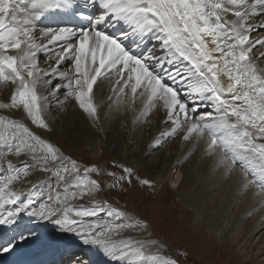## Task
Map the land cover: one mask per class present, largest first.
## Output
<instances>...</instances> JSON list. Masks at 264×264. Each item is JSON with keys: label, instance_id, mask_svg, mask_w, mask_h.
<instances>
[{"label": "snow or ice", "instance_id": "obj_1", "mask_svg": "<svg viewBox=\"0 0 264 264\" xmlns=\"http://www.w3.org/2000/svg\"><path fill=\"white\" fill-rule=\"evenodd\" d=\"M261 65L264 0H0V255L29 241L53 256L78 241L105 264L186 255H166L147 220L104 198L157 181L122 161L81 163L47 138L69 104L98 133L105 104L106 118L131 112L133 126L162 113L150 150L178 139V163L199 150L264 208ZM68 264L89 260L73 253Z\"/></svg>", "mask_w": 264, "mask_h": 264}, {"label": "bare ground", "instance_id": "obj_2", "mask_svg": "<svg viewBox=\"0 0 264 264\" xmlns=\"http://www.w3.org/2000/svg\"><path fill=\"white\" fill-rule=\"evenodd\" d=\"M261 66L263 67L264 65ZM109 87L110 86L107 82L101 86L100 90L97 92V102L106 98L109 94ZM94 91H96L95 88ZM137 108L139 109V105H137ZM65 111L66 113L64 115L62 113L59 115V119L55 123L54 132L48 135L45 134L51 141H57L65 151H78L80 153L87 145L92 148L91 150L96 151L99 149L100 145L104 143L107 146L108 151L110 152L111 150L115 156L119 157L116 158L124 161V163L138 158L139 161L137 162V165H143L147 171H150V173L152 170H155L154 168H157V161L155 162L154 158H152V151L155 152V150L149 149V144L153 139L150 142L147 141L148 143L145 144L146 148L144 145L140 144L141 147L138 153L135 152L134 154H130V151H128L131 149V146L135 145L133 143H137V145H139L138 142L141 138H143L141 134H145L146 132L145 128H143V124L140 123L135 126L132 125L131 120L133 118V113L126 112L123 114H113L110 118H106L104 113L107 111V105L105 104V106L101 109V121L104 131L103 133H98L95 129L90 127L88 120L85 118L80 109L72 104H69ZM152 118V125H154V127L150 133L151 137L152 135H158L160 132L159 129L161 128L159 127H161L160 125L162 124V113H156L154 111ZM122 126L124 127L122 128ZM125 130L127 131L125 132ZM147 135L145 136L148 137L149 135ZM82 140H84V147L81 144ZM176 143L171 145L172 152L174 151L177 156L174 159L176 161L175 168L171 167L168 171L166 168L163 172L166 176L163 175L162 179L164 178L165 180L168 178L171 184L175 182V188H177L176 190H178L183 199L189 195L187 203L189 205L188 207H192L193 212H200L203 216H205L203 219L208 222H206L207 224H209V229L211 231L210 234L215 232V235L213 236H216V232L220 233L218 234L219 242L223 241L226 243L228 241L227 243H229L231 247L234 246L238 249L237 252L239 253V256H243L246 262L250 261V264H264V260L261 263H256L250 258L249 252L248 254H245L244 251H242L244 246L248 245V248L253 247L249 242H251L253 236H257L262 232L259 234V242L252 248L251 251H254L255 247L258 246L254 255L259 254L260 251L264 254V208H259L258 202L252 197L251 192H249L246 196H240L237 194L236 177H233L231 181L221 182L218 175H214L211 172L210 161L201 158L199 150L188 159V164L179 165L180 163H178V160L182 159L186 148L180 145L179 148H176ZM124 148H126L127 151H120ZM149 152H151L150 155ZM92 155L96 156L95 154ZM163 156L164 155H162L161 158H163ZM174 173H176L175 178H173ZM36 178L43 179L44 174L37 173L33 179ZM200 191L203 193L201 194ZM235 205H237V208L233 211V214H228L227 212L229 208L234 207ZM200 213H198V215ZM249 213L255 215V218L251 219V221L250 219H245L248 215L250 216ZM227 216L230 217L226 218L224 222H226V224L228 223L227 226L229 228L225 229L226 224L224 226V222L222 220ZM198 219H201V217L198 216ZM28 244H30V241ZM95 253L98 255V260L102 264H105L104 259L96 251Z\"/></svg>", "mask_w": 264, "mask_h": 264}, {"label": "rangeland", "instance_id": "obj_3", "mask_svg": "<svg viewBox=\"0 0 264 264\" xmlns=\"http://www.w3.org/2000/svg\"><path fill=\"white\" fill-rule=\"evenodd\" d=\"M65 113L66 111H64L62 114L64 115ZM152 122H153V118L151 115L146 123L143 122L141 123L144 125L143 128H145L146 132L145 134H141L143 138H141L140 141L138 142L139 145H137V143H133L135 145L131 146V149L128 150L130 151V154H134L135 152L138 153L141 145H144L145 147L146 146L145 144L150 142L156 136V135H152V137L150 136V133L153 130L152 128L154 127V125H152ZM160 126H161L159 127L161 128L159 129L160 131L164 130V128L166 127L163 123ZM123 127L124 126H122V128ZM126 131L127 130H125V132ZM45 134L48 135V133ZM145 135H147L148 137H146ZM53 142L59 145L57 141H53ZM176 142L178 143L179 140L178 139H176V141L171 140L167 142L163 148L157 149L155 150V152L152 151L153 154L152 158H154L155 162L157 161L156 162L157 168H154L155 170H152L151 173L150 171H147V169H145L143 165L142 166L137 165V162L139 161L138 158L126 162L127 164L136 165L139 174L142 177L151 178L157 181V186L155 190L141 188L139 185L135 184L134 182L127 192L124 193L109 192L107 193V195H105L104 198L109 200L110 203L114 204L117 207L126 206L128 211L135 212L138 216L147 220L151 225V229L153 230L154 236L159 240L163 241L165 244H167L170 247L171 250L166 251L165 253L166 255H175L178 251H182L186 253V255L179 257L180 264H250L249 263L250 261L246 262L243 256H239V253L237 252L238 249L235 248L234 246L231 247L230 244L227 243L228 241L226 243L223 241L219 242V236H218V234H220L219 232L218 233L216 232L217 237L213 236L215 235V232L210 234L211 231L209 229V224H207L208 222L204 221L203 219V217L205 216H203V214L200 212H196V211L193 212L192 207L190 208L188 207L189 205L187 203H188L189 195H187L186 198L183 199L179 194L178 190H176L177 188H173L171 186L172 184L169 182L168 178L165 180L164 178L162 179V176L165 175L163 172L166 168L167 171L171 169V167L175 168L176 161L174 159L177 156L176 153H174V151L172 152L171 145H173ZM177 143H176L177 145L176 148H179L181 144L180 142L178 144ZM81 144L84 147L85 145L84 140L81 141ZM87 146L84 147L83 151L80 153L78 151L68 152V153H70L74 158H76L81 163H92L99 161L104 163L106 166L110 167L111 162L113 160L122 161L117 159L119 157L115 156L111 150L109 152L107 146L104 143L100 145L99 149L97 150L94 149L96 151L91 150L92 148H90L89 145ZM122 150L127 151L126 148L121 149L120 151ZM92 154H95L96 156ZM162 155H164L163 158H161ZM186 163L188 164V160L184 161L183 163H180L179 165ZM175 175L176 173H174L173 178H175ZM200 193L202 194L203 192L200 191ZM87 202L88 201L85 200V201H74L73 203L80 204ZM236 208L237 205H235L234 207H230L229 208L230 211L228 210L227 213L233 214V211H235ZM198 213L200 214L198 215ZM198 216H200L201 219H198ZM229 217L230 216L225 217L222 221L224 222V220ZM253 218H255V215L251 213V215L250 216L248 215V217H246L245 219L246 220L250 219L251 221V219ZM225 224L226 222H224V226ZM227 224L225 229L229 228ZM258 235L253 236L251 242H249L253 247L259 242L258 240L260 238V235L259 236ZM253 247L248 248V245L244 246L242 248V251H244L245 254H248L249 252V256L253 261H255L256 263L257 262L261 263L264 260V254L260 251L259 254H257L258 256L254 255L255 252L257 251L256 249H258V246L255 247L254 251H251Z\"/></svg>", "mask_w": 264, "mask_h": 264}]
</instances>
